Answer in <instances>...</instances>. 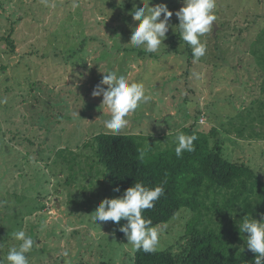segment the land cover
I'll list each match as a JSON object with an SVG mask.
<instances>
[{
  "label": "rangeland",
  "instance_id": "rangeland-1",
  "mask_svg": "<svg viewBox=\"0 0 264 264\" xmlns=\"http://www.w3.org/2000/svg\"><path fill=\"white\" fill-rule=\"evenodd\" d=\"M73 2L0 0V100L7 101L0 103V259L19 246L11 233L22 229L38 243L26 254L29 264H133L137 250L115 235L117 223L91 216L105 198H117L94 161V136L110 133L96 119L110 114L92 92L109 71L143 82L152 99L118 134L138 135L143 152L155 153L175 146L189 125L216 127L223 156L264 181V129L252 139L233 130L251 102L264 103L254 54L264 48V0H216L198 62L180 37L171 48L182 0H143L173 12L157 53L126 45L139 23L129 13L142 0ZM199 210L182 208L160 225L156 251L178 253L188 231L221 228L218 217Z\"/></svg>",
  "mask_w": 264,
  "mask_h": 264
},
{
  "label": "trees",
  "instance_id": "trees-1",
  "mask_svg": "<svg viewBox=\"0 0 264 264\" xmlns=\"http://www.w3.org/2000/svg\"><path fill=\"white\" fill-rule=\"evenodd\" d=\"M176 23L178 25L179 21ZM177 37H180L179 30L172 38L171 48L174 50ZM5 40L13 50L14 41L10 35ZM254 54L257 72L262 78L260 89L264 92V48ZM236 118L240 122L233 129L236 135L242 139L261 135V128L264 129V103L258 100L251 102ZM184 130L186 135L194 134L197 139L193 142L194 150L185 151L182 158H177L175 154L177 144L155 153H144L138 135L101 132L93 138L94 161L104 167L117 198L135 182H142L149 188L163 187V195L155 206L142 213L154 225L168 222L186 207L200 209L199 212L205 210L207 215L220 220V229L213 223L211 226L215 230L206 227L202 231H188L182 238L185 242L180 245L178 253L171 248L151 253L137 250L133 264H253L256 254L248 249L240 251L244 236L248 234L240 233L238 222L246 216L261 220L260 214H264V181L249 165L230 161L223 156L216 127L204 130L197 128L195 123ZM226 132L231 134L229 130ZM212 138L215 141L211 145ZM117 188L119 191L114 190ZM229 216L232 217L231 227L226 230L222 228V222ZM126 223V220H121L115 225L118 238L125 236L119 229ZM1 244L0 239V249Z\"/></svg>",
  "mask_w": 264,
  "mask_h": 264
},
{
  "label": "clouds",
  "instance_id": "clouds-1",
  "mask_svg": "<svg viewBox=\"0 0 264 264\" xmlns=\"http://www.w3.org/2000/svg\"><path fill=\"white\" fill-rule=\"evenodd\" d=\"M43 2L47 5L48 0H43ZM150 3L145 4L142 0L143 6L137 7L134 4L129 15L133 21H139V23L131 29L130 41L126 45L142 48L147 53H157L164 45L166 33L172 27L170 19L173 12L169 11L166 4H156L150 7ZM182 3L183 6L175 12L179 21L176 28L179 29L180 39L191 48L193 61L198 62L207 51L206 42L202 41V37L212 30V24L216 21L213 12L216 0H182ZM78 6L74 0L72 7ZM162 16L163 18H161ZM92 96H102L101 106L107 110L110 116L103 119L104 113L102 112L103 115L96 121H101L105 130L112 134H118L124 129L128 125V115L152 99L150 94H146L143 82L131 81L116 71L103 74V78L100 84L94 88ZM6 102V100H0V103ZM196 139L194 134L186 135L179 132L175 147L177 158H182L185 151L192 152L194 150L193 142ZM114 190L119 191L118 188ZM163 192L162 186L149 188L142 182H135L132 187L124 191L121 197L105 198L100 202L91 214L92 220L94 223L111 221L117 224L121 220H126L127 223L119 230L127 238V244L146 253L154 252L158 246L162 229L160 225H154L151 219L145 218L142 213L144 210L153 208ZM260 215V221L246 216L238 224L240 233L248 234L245 239L246 248L256 254L253 264H264V214ZM11 236L20 244L18 247H10L6 257L0 259V264H29L26 254L30 253L34 246H38L37 241L26 235L22 229L11 233ZM240 251L243 252L244 248L242 247Z\"/></svg>",
  "mask_w": 264,
  "mask_h": 264
},
{
  "label": "built area",
  "instance_id": "built-area-1",
  "mask_svg": "<svg viewBox=\"0 0 264 264\" xmlns=\"http://www.w3.org/2000/svg\"><path fill=\"white\" fill-rule=\"evenodd\" d=\"M198 123H199L200 125H202V124L204 123V118L201 117V118L198 120Z\"/></svg>",
  "mask_w": 264,
  "mask_h": 264
}]
</instances>
